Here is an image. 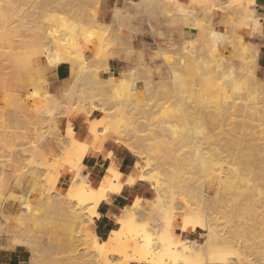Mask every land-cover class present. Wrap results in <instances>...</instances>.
I'll list each match as a JSON object with an SVG mask.
<instances>
[{
	"label": "rangeland",
	"instance_id": "rangeland-1",
	"mask_svg": "<svg viewBox=\"0 0 264 264\" xmlns=\"http://www.w3.org/2000/svg\"><path fill=\"white\" fill-rule=\"evenodd\" d=\"M177 2L183 9L169 0L18 2L25 6L18 8L24 14L21 17V9L17 20L16 16L10 20L14 18L19 23V15L25 19L20 22H26L20 24L23 29L26 25L34 32L31 26L38 27L40 44L50 48L54 60L48 65L45 55L39 56V70H36L29 56L36 49L33 32L21 31L22 27L13 21L11 24L17 26L11 25L14 27L11 29L16 30L19 38L16 40L11 35L4 39L0 35V43L6 44L7 39L12 46L0 44V65L3 63L0 113L4 112L0 114V124L5 123L0 127L4 126L6 131L0 128V135L3 130L5 135L10 134L7 139H12V148L11 143L5 148L7 139L3 142V135L0 137L3 143L0 146H4L0 150V188L5 193V199L1 197L0 202L4 201L8 211L5 218H0L1 229L8 234L0 236V250L20 255L13 261L9 256L0 259V264H30L31 257H35L33 264H87L92 260L94 264L106 261L105 264H123L126 255L120 247L106 245L105 253L98 256L82 241L85 234L98 237L94 232L95 222L88 226L92 223L87 211L91 201H74L68 191L71 167L78 169L82 162V144L91 149L95 145L91 120L97 123L96 136L104 138L105 144L110 142L133 155L135 164L140 163L139 168L156 185L155 188L148 184L150 192L137 199L144 206L138 213L137 227H144L153 238L159 239L172 231L178 234L183 219L197 213L209 231L181 233L183 245L189 240L198 244L210 240L212 250L227 258L226 264H264V64L259 62L264 51L263 26H256L249 18H259L254 3L214 0L195 7L191 0ZM17 29H21L22 36ZM19 39L27 46L22 52L23 49H17L25 45ZM29 40L33 41L32 47ZM77 61L95 77L87 80L82 69L77 72L73 66ZM61 64L70 66L71 75L61 89H56L50 79ZM136 82L140 83L139 97H142L132 98V102L124 99L127 86ZM19 102L25 103L21 109L17 106L21 105ZM17 108L22 111H19L20 120L24 113L25 126L21 122L15 130ZM1 115L9 118L7 124ZM62 120L67 121L65 133L60 129ZM73 123L77 125V133ZM17 129L21 130L19 135L25 132L24 138L21 135L19 138ZM69 129L76 140L80 139L76 144L72 145L67 136ZM16 149L21 151L17 154ZM17 158L23 164L19 165L21 168L17 166ZM53 164L58 165L55 170ZM20 169L29 172H23L28 175L26 178ZM34 169L41 177L37 173L33 176L35 173L30 171ZM84 176L89 179V173ZM32 183H37L36 187L30 186ZM135 201L128 206H133ZM48 202L59 208L49 209ZM70 209L84 214L79 215L78 222L77 217L69 214ZM190 209L196 213L192 210L190 214ZM122 210L117 212V217ZM15 214L16 218L29 215L27 220L37 216L40 223L36 221L33 225L32 218L30 223L26 219L23 222L22 217V222L18 218L21 223L15 222ZM25 221L27 224L23 225ZM17 225L25 226L28 233L21 237L24 243L37 244L36 256L28 248H1L6 242L11 244L15 232H21ZM74 226L76 229L71 234ZM70 234L77 237L71 236L69 240ZM137 236L131 229L121 232L120 243L127 256L138 246ZM73 238L79 239L75 243L77 250L74 242L71 243ZM108 239L102 240L104 244ZM201 249L195 253L192 264H222L218 259H207L205 250Z\"/></svg>",
	"mask_w": 264,
	"mask_h": 264
},
{
	"label": "bare ground",
	"instance_id": "bare-ground-1",
	"mask_svg": "<svg viewBox=\"0 0 264 264\" xmlns=\"http://www.w3.org/2000/svg\"><path fill=\"white\" fill-rule=\"evenodd\" d=\"M15 1V0H14ZM18 0H16L15 2H13V0L11 1V0H0V35H4V39L6 38V37H15L17 34V32H16V30H14L13 31V29H11V27H16L17 25H19V26H17V27H19V28H21L26 22L25 21H22V23L20 22L23 18H21L22 17V14H24V10L22 9V8H25V6L23 7V4H21L22 5V10H23V13L21 12L20 13V15H21V17L18 15V17L20 18V19H18V21H19V23H17V22H14L13 20H15L14 18H13V20H10L11 19V17H15L16 16V20H17V14L21 11V9H19L18 10V8H20V6L21 5H19L18 4V2L20 3V0L17 2ZM170 1V3H172V4H174V5H177V6H179V8L180 9H183V6L182 5H180L178 2H177V0H169ZM214 0H191V3H192V5H194L195 7H197V6H199V4L200 3H207V4H210V3H212ZM237 2H239L240 4H242V3H246L247 5H249V4H253L254 3V1H248V0H236ZM16 3V4H15ZM19 5V7L18 6H16V5ZM26 5V4H25ZM36 5V4H35ZM32 6H34V5H32ZM37 7H39L38 5H36ZM37 7H33V8H37ZM28 8V7H27ZM26 10L27 9H25V12H26ZM36 10V9H35ZM35 10H33V11H35ZM245 12H247V10L248 9H246V8H244L243 9ZM118 11V10H117ZM31 12H32V10H31ZM36 13H38L37 11H35ZM119 12V11H118ZM34 13V12H33ZM36 13H34V14H36ZM28 14V13H27ZM29 17V16H28ZM31 18V17H30ZM33 18V17H32ZM251 20H253L254 21V23H255V25L256 26H258V25H262L261 24V22H260V19L259 18H254L253 16H250L249 17ZM15 20V21H16ZM23 20H25V19H23ZM27 20V19H26ZM13 21V23L15 24V23H17V25H13V23L11 24V22ZM28 21V20H27ZM30 21V20H29ZM9 22H10V26H9ZM24 22V23H23ZM37 22V21H36ZM28 23V22H27ZM32 23H33V21H32ZM20 24L22 25V26H20ZM11 25H13V26H11ZM29 25V24H28ZM34 25V24H33ZM37 25V24H36ZM10 27V28H9ZM13 27V28H14ZM31 28H35L34 29V32L33 31H31L28 27L26 28V25H25V28L24 29H29L30 31H31V33L34 35V37H35V40H34V44L35 45H33V47H36V49H33V53L34 54H31V55H29L30 56V58H33L32 60H31V62H32V64L35 66V69L36 70H39V67H38V60H39V56L41 57V55H45V57L47 58V63H48V65H50V63H52L53 62V60H54V57H53V53L51 52V50H50V48L49 47H43L42 46V44H40V40L41 39H39V33H38V27H32L31 26ZM40 28V27H39ZM22 29V30H21ZM20 30L21 31H23L24 29H23V27L21 28ZM19 30V31H20ZM17 31H18V29H17ZM18 31V32H19ZM26 30H24V32H25ZM28 31V30H27ZM40 31V30H39ZM20 33V32H19ZM18 33V34H19ZM30 33V32H29ZM9 34V35H8ZM16 34V35H15ZM21 34V33H20ZM19 34V35H20ZM26 33H24V35H25ZM32 34H30V35H32ZM12 35V36H11ZM27 35V34H26ZM21 36H22V34H21ZM28 36V35H27ZM1 37V36H0ZM17 37L18 36H16L15 38H16V40H17ZM25 36H23L22 38H23V40L25 39L24 38ZM33 37V38H34ZM8 38V39H9ZM15 38H12V40L14 41V39ZM19 38V37H18ZM31 38V37H30ZM26 39H27V37H26ZM2 41H3V39H1ZM9 40H11V39H9ZM20 41L22 40V39H19ZM23 40H22V42H23ZM30 41V45L31 46H29V47H32V44L31 43H33V41H31V40H29ZM29 41H27L28 43H29ZM4 42V41H3ZM3 42H1V43H3ZM21 42V43H22ZM26 42V41H25ZM0 43V44H1ZM14 44L16 43L17 44V42L16 41H14L13 42ZM18 43H20L19 41H18ZM3 44H5V43H3ZM2 44V47L4 48V45ZM6 44H8L9 46H11L10 44L11 43H9V42H7V39H6ZM5 44V45H6ZM13 44V45H14ZM15 44V45H16ZM23 44H24V42H23ZM14 45V46H15ZM19 46H20V44H18ZM17 45V46H18ZM25 46L24 47H22L23 45H21V47L22 48H20V49H17L18 51H20L21 49H23V50H21V52L22 51H24V48H27V46H26V44H24ZM28 45V44H27ZM8 46V47H9ZM43 48H42V47ZM12 47V46H11ZM19 48V47H18ZM44 48H46V49H44ZM8 49V48H7ZM9 49H10V47H9ZM44 49V50H43ZM4 50V49H3ZM13 49H11L10 51H12ZM16 50V51H17ZM27 50V49H26ZM1 51V50H0ZM7 51V50H6ZM13 52V51H12ZM28 52V51H27ZM24 53V52H23ZM30 53H32V51H31V48H30ZM18 54H19V52H18ZM17 54V55H18ZM29 54V53H28ZM6 55V54H5ZM5 55H4V57H5ZM11 55H12V53H11ZM16 55V56H17ZM3 56V55H2ZM8 56V55H7ZM13 56H15V55H13ZM20 56H23V58H24V55L23 54H20ZM33 56V57H32ZM1 58H3V57H1ZM8 57H6V59H7ZM14 58V57H13ZM17 59H18V56L16 57ZM16 59V60H17ZM1 60H3V59H1ZM10 60V59H9ZM21 60V58L18 60V61H20ZM23 60V59H22ZM7 61V60H6ZM2 63V62H1ZM10 63V62H9ZM9 63L7 64V65H9ZM13 63V62H12ZM18 63V62H17ZM3 64V63H2ZM1 64V65H2ZM11 64V63H10ZM0 65V66H1ZM6 65V64H5ZM15 65V64H14ZM73 66H74V69L77 71V72H79V70L80 69H82L83 70V74L82 75H84V77L88 80V79H90V78H93V77H95V76H93L92 74H90L89 72H87V67H82V64H81V61H77V62H75L74 64H73ZM2 67V66H1ZM7 67V66H6ZM5 67V68H6ZM44 67V66H43ZM12 68H13V66H12ZM4 69V68H3ZM7 69H8V67H7ZM10 69V68H9ZM14 69V68H13ZM12 69V70H13ZM22 69V68H21ZM41 69V68H40ZM0 70H2L1 68H0ZM8 71V70H7ZM4 72H6V70L4 71ZM4 72H3V74H4ZM20 72V71H19ZM0 73H2V72H0ZM9 73H12V72H10L9 71ZM112 73V72H111ZM8 74V73H7ZM12 74H10V76H11ZM17 75H18V71H17ZM17 75H15V76H17ZM21 75V74H20ZM112 75V74H111ZM4 76V75H3ZM7 76V75H6ZM173 76V78L174 79H176V74H173L172 75ZM0 77H1V75H0ZM5 77V76H4ZM79 77V76H78ZM113 77V76H112ZM3 78V77H2ZM7 78V77H6ZM83 78V77H82ZM82 78H80L79 77V79H82ZM78 79V78H77ZM11 80H13V79H10V81ZM19 80V79H18ZM2 81H4V79L2 80ZM6 81V80H5ZM4 81V82H5ZM7 81H8V78H7ZM19 82V81H18ZM3 84V83H2ZM7 84V83H6ZM140 83L139 82H136V83H131L129 86H127V88H128V91H127V95L124 97V99H126V100H131L132 98H138L139 97V95L141 94L140 93V91H141V89H140V85H139ZM5 85V84H4ZM70 86V85H69ZM23 88V87H22ZM18 89V88H17ZM21 90H23V89H21ZM24 91V90H23ZM21 95V94H20ZM142 97V95L139 97V99ZM119 99V98H118ZM123 99V100H124ZM133 99V100H134ZM133 100H131V102L133 101ZM138 100V99H137ZM136 100V101H137ZM120 101H121V98H120ZM119 101V102H120ZM123 102V101H122ZM143 102V101H142ZM145 102V101H144ZM20 103V102H19ZM24 103V102H23ZM23 103L21 102L20 104L21 105H17L18 106V108H22V106H24L23 105ZM128 103H130L129 101H128ZM139 103V101L137 102V104ZM25 104V103H24ZM144 104V103H143ZM136 105V104H135ZM20 106V107H19ZM134 107V106H133ZM137 107V106H136ZM139 107H142V104L141 105H138V108ZM17 108V112H19L20 111V109H18ZM137 108V109H138ZM136 109V108H135ZM7 112V111H6ZM20 112H22V111H20ZM20 112L17 114V117H19L20 115L22 116V114H20ZM58 112V111H57ZM1 113L3 114L4 112H2L1 111ZM0 113V114H1ZM37 113V112H36ZM35 113V114H36ZM7 114V113H6ZM15 114H16V112H15ZM15 114H13L14 116H16ZM6 116V115H5ZM9 116H10V114H9ZM12 116V115H11ZM36 116H37V114H36ZM1 117H2V115H1ZM4 117V116H3ZM2 117V118H3ZM8 117V116H7ZM7 117H5V118H7ZM25 116H24V113H23V117L22 118H24ZM12 118H14L13 116H12ZM12 118H10V119H12ZM21 118V120H20V117L17 119V118H15V124H17V126L15 127V130H16V128L18 127V125L19 126H21L20 124H22L23 122V124L22 125H24L25 124V121H24V119H22ZM4 119V118H3ZM2 119V120H3ZM34 119V118H33ZM37 119V118H36ZM7 119H4V122L6 121ZM20 120V122H18ZM23 120V121H22ZM9 121V118H8V120L6 121V124H7V122ZM17 122V123H16ZM22 122V123H21ZM19 123V124H18ZM2 125H4L5 123H1ZM1 124H0V126H1ZM90 125H91V127H90V132H91V134L94 136V139H95V142L93 143V144H95V145H93V147H92V149H94L95 151H101V149L103 148V146L105 145V140H104V138H100V137H97L96 136V132H97V123L95 122V120H91V122H90ZM5 126V125H4ZM3 126V127H4ZM9 126V125H8ZM7 125H6V127H8ZM12 126V125H11ZM25 126V125H24ZM3 127H0L1 129H4ZM21 127H19V129H20ZM22 128H23V126H22ZM21 128V129H22ZM7 129V128H6ZM19 129H17V133H18V136H19V138H22L23 136L22 135H26L25 134V132H23V133H21L20 135L22 136H20L19 135V133H20V131H18ZM23 130V129H22ZM4 131H5V129H4ZM4 131L2 130V132H3V134H1V135H3L2 136V141L4 142L9 136L8 135H10V134H7L6 133V135H7V137H5V139H4V136H6L5 134H4ZM9 131V130H8ZM7 131V132H8ZM6 132V131H5ZM1 133V132H0ZM16 133V132H15ZM68 133V137H69V139H71V143H72V145L73 144H76V142H77V140H79L80 141V139H75L74 138V134L71 132V129H69V131L67 132ZM1 135H0V137H1ZM17 135V134H16ZM16 138H18V137H16ZM24 138V137H23ZM10 139V138H9ZM10 140H12V139H10ZM10 140H6V143H8V145L6 146L5 145V148H7L8 146H9V143H11L12 141H10ZM8 141V142H7ZM10 141V142H9ZM79 141H78V143H79ZM84 142V141H83ZM15 143H16V141H15ZM14 143V144H15ZM39 143H41V142H37V144H39ZM77 143V144H78ZM0 144H2L3 145V143H1V140H0ZM5 144V143H4ZM17 144V143H16ZM20 144H22V143H20ZM37 144H36V147H37ZM89 144V143H88ZM194 144V143H193ZM1 145V146H2ZM23 145V144H22ZM40 145V144H39ZM38 145V146H39ZM60 145V144H59ZM80 145V144H79ZM196 145V144H195ZM1 146H0V148H1ZM16 146V145H15ZM78 146V145H77ZM81 146V145H80ZM80 146H78V147H80ZM90 146H91V144H90ZM4 147V146H3ZM2 147V148H3ZM10 147V146H9ZM2 148L0 149V150H2ZM4 148V149H5ZM11 148H12V143H11ZM16 148V147H15ZM21 148V147H20ZM62 148V147H61ZM82 148H84V150L82 151V155H83V157H82V162H81V164H80V167L78 168V169H75L73 166L71 167V170H70V173L72 174V179H71V181H70V185H69V188H68V191L69 192H71L72 194H73V199H75L74 201H83V200H90L91 202H90V204H91V207H90V209L89 210H87L88 211V220H90L89 222H91V220H92V223H90V225H88L89 227L95 222V219L96 218H98V217H100L99 216V214H98V208H99V206L103 203V202H105V201H110L111 200V198H112V196H114V195H119L121 192H122V189H123V187H125L124 185H129V186H134L137 182H139V181H141V182H145V183H147V184H150V185H153L155 188H156V185L153 183V181L149 178V176H148V174L146 173V171L144 170V169H140L139 168V165H140V163H138V162H136V164H135V166H134V170L128 175V176H126V177H124V175L120 172V170L118 169V167L114 164V163H112L111 165H110V167L106 170V173H105V175H104V177H103V179H102V181H101V183H100V185L97 187V186H95L86 176H84V173H89L88 172V170L86 169V167L84 166V164H83V161H84V159L86 158V156L88 155V154H90V151L92 150L91 148H89L88 147V145L87 144H84V147H83V144H82ZM3 149V150H4ZM18 149V148H17ZM16 149V152H17V154H18V151L19 150H17ZM38 149V148H37ZM135 156H139V153L137 152V151H135L133 148H131V147H129L128 148ZM35 150H36V148H35ZM34 150V148H33V151H35ZM39 150V149H38ZM21 151V150H20ZM19 151V152H20ZM24 152H25V150H24ZM34 153V152H33ZM20 155L22 154V153H19ZM19 155V156H20ZM25 155V154H24ZM31 156H32V154H31ZM18 157V156H17ZM23 157V156H22ZM30 157V156H29ZM39 157V156H38ZM140 157V156H139ZM21 158V157H20ZM18 159V158H17ZM23 159V158H22ZM22 159H20V163H21V161H22ZM32 159V158H31ZM30 159V160H31ZM28 160V159H27ZM30 160H29V162H30ZM18 161V162H17ZM16 162L18 163L17 164V166L18 167H20L21 165L23 166V164H19V159L17 160ZM24 161V160H23ZM203 164H205V163H203ZM20 165V166H19ZM31 166V165H30ZM55 166H58L57 164L56 165H52V168L55 170ZM87 166V165H86ZM5 167V166H4ZM3 167V168H4ZM18 167H16L17 169H18ZM5 168H7V167H5ZM15 168V169H16ZM21 168V167H20ZM32 168V167H31ZM51 168V167H50ZM49 168V169H50ZM51 168V169H52ZM16 169V170H17ZM38 169V168H37ZM133 169V168H132ZM15 170V171H16ZM21 170V169H20ZM23 170H24V168H23ZM1 171H3L2 169H1ZM25 171H27V168H26V170ZM51 171V170H50ZM20 172V171H19ZM21 172H22V170H21ZM24 172V171H23ZM23 172H22V174H23ZM30 172H32V173H35V174H33V176L34 175H36V173H37V171L35 172V169H34V171H30ZM29 173V172H28ZM28 173H26V172H24V174H28ZM146 173V174H145ZM18 174V173H17ZM16 174V175H17ZM20 174V173H19ZM23 174V176L26 178V176H28V175H24ZM15 175V176H16ZM37 177H41V176H39V172L37 173ZM23 176H22V178H23ZM216 176V175H215ZM12 177L13 178H16V177H14V175H12ZM20 177H21V174H20ZM19 177V178H20ZM221 177V176H220ZM24 178V179H25ZM21 179V178H20ZM39 179V178H38ZM220 179V178H219ZM17 180H18V178H17ZM36 180H37V178H36ZM215 180V179H214ZM20 180H18V182H19ZM35 181V180H34ZM38 181V180H37ZM40 181V180H39ZM15 182H17V181H15ZM20 182H22V179H21V181ZM18 183V185L19 186H22V183ZM219 183H220V181H219ZM16 184V183H15ZM35 184H37V183H32L30 186H35ZM16 186V185H15ZM33 186V187H34ZM136 186V185H135ZM36 187V186H35ZM39 187V186H38ZM11 188V187H10ZM2 188H0V198L1 197H3L4 198V192H2V190H4V189H2ZM7 190V189H6ZM10 190V189H9ZM8 191V190H7ZM2 193H3V195H2ZM8 194V193H7ZM6 196V195H5ZM3 198L1 199V200H3ZM88 198V199H87ZM5 199V198H4ZM6 199H7V197H6ZM141 200H136L135 201V204L133 205V206H131V207H125L123 210H122V212H121V214H120V216H118L117 217V224H118V226H119V228L118 229H116V230H113V231H111V233H110V235H109V239H108V241L106 242V244H104V242L99 238V237H97V238H92L91 236H89V235H87V234H85L84 235V240H82L83 242H85L86 244H88V246L91 248V249H93L94 251H95V253H97L98 254V256H100V255H102V254H104L105 252H103L104 250H105V248L108 246V247H112V246H118V247H120V249H121V251L126 255V257H124V262H122L123 264H132V263H137V264H192V262H193V257H194V255H195V253L199 250V248H202V249H204L205 251V255L207 256V259H210V258H212V259H218V260H220L221 262H222V264H226V261H227V258H225L224 256H221V255H219L217 252H215L214 250H212V248H211V245H210V240H207L204 244H198L197 242H195V241H189V242H187L185 245H183L182 244V241L180 240V235H181V233H183V232H195L197 229H202V230H204V231H206V232H208L209 231V226L208 225H205L206 223H205V221H204V223H203V221L198 217V215H196L197 213L196 212H194V209H190V214H195V215H189L188 217H186V218H184L183 219V221H182V223H181V226H180V230H179V233L178 234H175V232H171V233H169L168 235L166 234L165 236H163V237H160L159 239H156V238H153V236L152 235H150L149 233H147L146 232V230H145V228L143 227V228H139V227H137L136 226V223H137V220H138V213H141V210H143L144 209V206L141 204V202H140ZM4 202V201H3ZM3 202H0V218H5L4 217V214H5V211H7L6 210V207L3 205ZM6 204V203H5ZM47 206H48V208L49 209H52V210H55V209H57V208H59L57 205H55V203L54 202H48L47 203ZM63 209H65L66 210V207H63ZM63 209H61V210H63ZM72 209V208H71ZM70 209V210H71ZM68 210V209H67ZM66 210V211H67ZM192 210H193V213H192ZM69 211V210H68ZM79 211V210H78ZM78 211H76L75 209H74V211H70L71 213H69V214H72L71 216H75V218L77 217V219H75V220H77V222L79 221V215H84V214H82L80 211V213L81 214H79L78 213ZM8 212V211H7ZM15 212V211H14ZM83 212V211H82ZM22 214L23 213H25V214H27L26 212H21ZM7 214H9V213H7ZM21 214V215H22ZM24 215V214H23ZM35 214L33 213V216H34ZM11 216V214H9V217ZM15 216V217H14ZM13 216V218L15 219L14 221L16 222V220H18V218L19 217H17L16 218V214ZM17 216H19L18 215V213H17ZM27 215H25V216H20V218L22 217V220L24 219H26L27 220V218H28V216L26 217ZM30 216H31V214H30ZM33 216L32 217H30V219L32 218V223H33V225L36 223V221H37V224H38V220H39V218H37V216H35L34 218H33ZM70 216V215H69ZM24 217V218H23ZM26 217V218H25ZM87 217V216H86ZM89 217H90V219H89ZM11 218V217H10ZM20 218H19V220H20ZM79 218V219H78ZM82 218H84V216H82ZM81 218V219H82ZM30 219H28L27 221H28V223H30L31 221H29ZM36 219V220H35ZM3 220V219H2ZM19 220H18V223H21V222H19ZM24 220H23V222H24ZM0 221H1V219H0ZM80 221H82V220H80ZM94 221V222H93ZM26 222V221H25ZM72 222H74V220L72 221ZM71 222V224H75V223H72ZM31 223V224H32ZM40 223V222H39ZM23 225L25 224H27V222L26 223H22ZM21 224V225H22ZM81 224H83V223H81ZM72 225V226H73ZM79 225H80V222L78 223V227H79ZM19 225H17L16 227L17 228H19L20 230H21V232H19V234L18 233H16L15 232V234L11 237L12 239H10V241H12L11 242V244H9V243H7L6 242V244L5 245H2L1 246V248L2 249H7V248H11V249H13V250H15V249H17V248H28V249H30L31 250V252L33 253V256H36V255H34V254H36L37 252L36 251H38L37 250V248H38V246H37V244H36V242L35 241H33V242H35V244H36V246L34 245V243H32V244H30V243H24L22 240H21V237H23V235H27L28 233L26 232V231H24V227L23 226H19ZM76 226V225H75ZM75 226L74 227H72V229H71V234H72V230L74 231V228H75ZM87 226V229H89V227ZM1 227H2V224H1V222H0V236H8V234H6L4 231H3V229H1ZM37 228V227H36ZM76 229V228H75ZM124 229H131V230H134L135 232H136V234L138 235L137 237H138V246H136V248H135V250L133 251V253H132V255H130V256H127V250L123 247V245L120 243V235H121V232L124 230ZM70 234V237H69V240H70V238H72V237H74V238H76L74 235L72 236ZM29 235H30V233H29ZM72 236V237H71ZM2 238V237H1ZM4 238V237H3ZM74 238H73V240H74ZM5 239V238H4ZM78 239V238H77ZM77 239H76V241L74 240V241H71V243L72 242H74V245H75V243H77ZM79 240V239H78ZM70 242V241H69ZM71 243H69V244H71ZM39 244V243H38ZM51 245L50 246H52V243H50ZM71 245H73V244H71ZM73 245V246H74ZM107 245V246H106ZM70 246V245H69ZM71 248H72V246H70ZM75 248H78V244H77V247H76V245H75V247H74V250H77V249H75ZM162 249V250H159V249ZM201 249V250H202ZM73 250V249H72ZM36 252V253H35ZM31 253V254H32ZM129 255V254H128ZM105 256V255H104ZM33 258H35V257H31V262H30V264L32 263V262H34L33 261ZM83 260V259H82ZM86 261V260H85ZM83 262H84V260H83ZM93 264H94V260H92L91 261ZM91 262L90 261H87V264H91ZM107 262V261H106ZM105 262V263H106ZM95 263H97L96 261H95ZM104 263V264H105ZM108 263V262H107ZM33 264V263H32ZM80 264V263H79ZM84 264V263H83ZM86 264V263H85Z\"/></svg>",
	"mask_w": 264,
	"mask_h": 264
},
{
	"label": "crops",
	"instance_id": "crops-1",
	"mask_svg": "<svg viewBox=\"0 0 264 264\" xmlns=\"http://www.w3.org/2000/svg\"><path fill=\"white\" fill-rule=\"evenodd\" d=\"M254 1L255 9L258 14L261 24L263 26L264 33V0H248ZM261 64H264V51L261 55L260 61ZM71 68L69 65L61 64L53 72L51 76V84L56 89H61L64 82L70 79ZM74 124V132L77 125ZM81 123H79L80 125ZM78 125V126H79ZM80 127V126H79ZM61 131H67V121H61ZM110 154L112 156H110ZM114 163L124 177L128 176L131 171L129 170L135 164L133 155L130 153H124L122 150L114 146L112 143H106L101 151H93L86 156L83 161L84 166L89 171V180L95 185L99 186L106 170L110 165ZM87 165V166H86ZM136 185V186H135ZM134 186L124 185L122 192L119 195L112 196L111 200L103 202L98 208V214L100 217L95 219L94 232L95 234L104 241L107 239L111 231L116 230V221L117 212L122 210L124 207H127L129 203L140 199V197H146V194L150 192L148 184L145 182H137ZM193 233V232H189ZM193 241V240H189ZM10 258V261L19 259L20 255L15 252L5 254L0 250V259ZM14 264V263H13Z\"/></svg>",
	"mask_w": 264,
	"mask_h": 264
}]
</instances>
